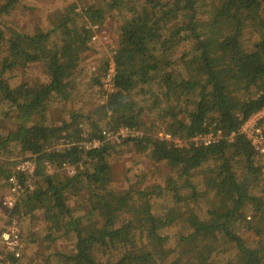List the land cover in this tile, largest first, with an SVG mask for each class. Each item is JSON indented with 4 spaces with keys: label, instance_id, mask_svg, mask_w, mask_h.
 <instances>
[{
    "label": "trees",
    "instance_id": "1",
    "mask_svg": "<svg viewBox=\"0 0 264 264\" xmlns=\"http://www.w3.org/2000/svg\"><path fill=\"white\" fill-rule=\"evenodd\" d=\"M21 1L0 0V92L8 106L0 113V181L24 160L13 159L12 142L25 159L35 156L36 185L16 209L42 214L44 227L29 235L50 251L45 263L264 264L263 164L241 132L264 107V0L72 1L53 27L31 30L4 19ZM113 12L120 16L114 87L86 111L75 102L77 72L94 28ZM33 64L47 78L11 86L8 73ZM108 64L92 72L91 88H103ZM9 116L15 128L6 126ZM122 126L139 134L107 139L104 131ZM212 131L217 140H194ZM129 146L156 179L145 181V173L118 185L116 165ZM178 223L189 233L170 244L164 231ZM67 237L70 252L56 247ZM5 257L21 261L1 251Z\"/></svg>",
    "mask_w": 264,
    "mask_h": 264
},
{
    "label": "rangeland",
    "instance_id": "2",
    "mask_svg": "<svg viewBox=\"0 0 264 264\" xmlns=\"http://www.w3.org/2000/svg\"><path fill=\"white\" fill-rule=\"evenodd\" d=\"M76 1L78 5H88L93 0H22L19 2L17 8L12 12L10 16L4 19H9L11 26L18 29H33V26H45L51 28L56 24L58 14H60L68 2ZM85 20V18H83ZM120 25V16L118 12L111 13L105 20L103 25H97L94 28V35L97 36L96 40H91L90 50L84 53V60L79 67L77 77H79L77 89L80 90V97L75 102L79 107H83L86 111H89L94 102L103 101L105 99L104 89L99 85L92 86L91 74L104 60L111 62L112 53L118 45V27ZM31 68L23 70H12L8 73L11 86L19 84L21 80L28 79L32 83L45 80L47 78L46 70L41 64H33ZM26 72V73H25ZM103 82V80H102ZM91 88V90L87 89ZM86 93L83 94V92ZM3 93L0 92V113L2 109L8 108L7 102L3 99ZM93 94V95H91ZM74 101V100H73ZM6 126L9 128L16 127V119L9 116ZM121 138L113 139V143H121ZM13 148V159L22 160L27 157L21 149L15 145V142L11 143ZM126 151L122 155L120 161L116 165L115 181L121 187H126L129 183H135L139 178H142L143 174H148L147 180L151 181L157 176L153 174V168L149 165V161L145 156L136 149L130 146L125 148ZM2 157V156H1ZM48 173L53 171V166L50 168L46 166L45 169ZM8 184L6 179L0 181V198L7 192ZM81 202L74 200L73 204L76 208H79L78 213H83L81 208ZM15 214L19 217L21 226V233L23 231L24 238V251L25 258L20 261L19 264L29 263L31 264H46L45 257L50 254V251L45 250L43 247H38L34 243L30 242L29 229L33 231H40L44 227L42 214H33L32 216L24 214L22 210L16 209ZM248 219L251 223H254L258 218L254 216L252 212ZM190 230V229H189ZM169 235L170 244H175L181 236L182 232L189 233L188 229H184L181 225L175 224L168 227L164 231ZM248 245H254L257 241L256 237L249 231H245L243 235ZM58 249L70 252L74 248V242L72 237H67L58 242L56 245ZM49 264H60L57 260H52Z\"/></svg>",
    "mask_w": 264,
    "mask_h": 264
},
{
    "label": "built area",
    "instance_id": "3",
    "mask_svg": "<svg viewBox=\"0 0 264 264\" xmlns=\"http://www.w3.org/2000/svg\"><path fill=\"white\" fill-rule=\"evenodd\" d=\"M94 28V27H93ZM97 36L93 35L92 40H96ZM115 63L112 57L111 62L108 64V70L106 76L103 78L104 91L113 90L114 82L113 77L115 75ZM241 132L247 136L255 147L259 159L263 164L264 175V107L258 112L254 113L241 127ZM107 139H119L121 137L135 136L139 132L128 126H122L118 130L104 131ZM233 136V135H232ZM219 137L214 135V132L200 134L194 137V140L204 141L210 143L217 140ZM99 141H92L86 143V147L98 146ZM34 155L31 158L20 161L11 175L6 179L8 184L7 192L0 198V252H7L13 254L16 258L23 261L24 243L22 240L21 226L19 217L15 214L16 206L19 198L26 193L29 189H33L37 182L36 177V159ZM48 168L51 167L49 162H46ZM64 170L69 175H74L76 172L75 165H63ZM50 172V171H48ZM52 172V171H51ZM24 262V261H23ZM0 264H12L10 258H1ZM28 264V263H23Z\"/></svg>",
    "mask_w": 264,
    "mask_h": 264
}]
</instances>
